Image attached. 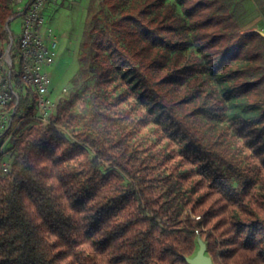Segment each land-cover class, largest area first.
<instances>
[{
    "label": "trees",
    "instance_id": "obj_1",
    "mask_svg": "<svg viewBox=\"0 0 264 264\" xmlns=\"http://www.w3.org/2000/svg\"><path fill=\"white\" fill-rule=\"evenodd\" d=\"M242 1L100 0L71 81L111 95L75 140L14 77L0 264H190L198 238L213 264H264V34ZM16 14L0 0V37Z\"/></svg>",
    "mask_w": 264,
    "mask_h": 264
},
{
    "label": "rangeland",
    "instance_id": "obj_2",
    "mask_svg": "<svg viewBox=\"0 0 264 264\" xmlns=\"http://www.w3.org/2000/svg\"><path fill=\"white\" fill-rule=\"evenodd\" d=\"M99 2L100 0H61L50 2L41 8L45 30L49 29L51 37L53 35L56 37L54 40L57 45L55 62L49 70V109H36L33 116L36 118L43 117L46 123L52 120L51 117H55L58 119L56 126L72 140H75V136L70 133L67 126L71 125L77 131L85 129L92 110L99 107L100 99L106 95L97 90L93 80L80 81L77 85H74L71 81L79 68L78 54L85 25L89 16L100 8ZM256 4V0H243L241 3L242 17L247 22L245 27L250 25V21L259 11L262 12L261 14L264 17V10L256 9ZM22 25V16H17L13 20L8 19L3 25V29L7 31V36L0 37V53L5 56V53L9 50V56L5 57V65L9 63L11 58L15 67L18 66V58L16 57L14 60L13 54L17 45V37L22 32ZM258 26L259 28L263 27V25ZM14 90L17 93L14 108L12 110L0 109V134L3 132L8 133L0 144V153L5 150L9 135L20 121L12 118V116L27 117L23 108L18 107L23 91L16 86H14ZM72 91H75L73 95ZM109 95L111 94L106 96ZM69 96H71V99H68ZM2 162H7V159L2 160ZM201 251L203 257L208 259L210 264H213L211 258L206 254L205 243L200 238H198L195 252L188 258L190 264L196 263Z\"/></svg>",
    "mask_w": 264,
    "mask_h": 264
},
{
    "label": "built area",
    "instance_id": "obj_3",
    "mask_svg": "<svg viewBox=\"0 0 264 264\" xmlns=\"http://www.w3.org/2000/svg\"><path fill=\"white\" fill-rule=\"evenodd\" d=\"M10 1L15 5L16 17L22 16L23 25L21 35L17 37L15 48L18 66L15 67L11 58L9 63L5 65V57H7L9 50L5 56L0 53V109H3L12 97L17 99V93L14 90L15 76H19L22 83L34 93L36 109H49V70L55 62L57 42L53 36L51 37L50 30H45L41 8L50 2L61 0ZM13 19L14 17L10 18V20ZM37 119L47 124L43 117ZM1 165L4 170L9 168L8 162H2Z\"/></svg>",
    "mask_w": 264,
    "mask_h": 264
},
{
    "label": "crops",
    "instance_id": "obj_4",
    "mask_svg": "<svg viewBox=\"0 0 264 264\" xmlns=\"http://www.w3.org/2000/svg\"><path fill=\"white\" fill-rule=\"evenodd\" d=\"M255 8H257V6L255 5ZM259 10V9H258ZM262 12L259 11L258 14H256L252 20L250 21V25L246 26V27H256L257 29L261 30L263 33H264V17L262 16L261 14ZM261 14V15H260ZM43 16V14H42ZM258 25H263L262 28H259ZM53 38H56L54 35H53Z\"/></svg>",
    "mask_w": 264,
    "mask_h": 264
},
{
    "label": "water",
    "instance_id": "obj_5",
    "mask_svg": "<svg viewBox=\"0 0 264 264\" xmlns=\"http://www.w3.org/2000/svg\"><path fill=\"white\" fill-rule=\"evenodd\" d=\"M263 33V32H262ZM264 34V33H263ZM195 264H210L209 260L203 257V253L199 254L198 260L196 261Z\"/></svg>",
    "mask_w": 264,
    "mask_h": 264
}]
</instances>
